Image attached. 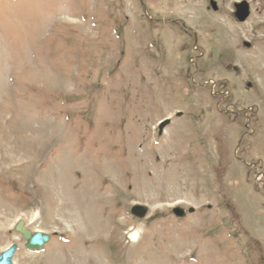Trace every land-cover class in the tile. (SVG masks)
Masks as SVG:
<instances>
[{
    "label": "rangeland",
    "instance_id": "374dc122",
    "mask_svg": "<svg viewBox=\"0 0 264 264\" xmlns=\"http://www.w3.org/2000/svg\"><path fill=\"white\" fill-rule=\"evenodd\" d=\"M207 1L0 0L13 264H264V0L244 23ZM20 221L50 241L24 249Z\"/></svg>",
    "mask_w": 264,
    "mask_h": 264
},
{
    "label": "water",
    "instance_id": "95a60500",
    "mask_svg": "<svg viewBox=\"0 0 264 264\" xmlns=\"http://www.w3.org/2000/svg\"><path fill=\"white\" fill-rule=\"evenodd\" d=\"M211 9L213 11L217 10V7L214 3L209 2ZM250 10L249 5L246 1L235 2L233 4V13L232 17L236 22L243 23L249 16ZM179 115V114H178ZM168 123L165 121L160 124L159 132L163 127ZM193 209L190 208L188 213H192ZM147 213V208L140 205H135L131 208V214L137 218H143ZM172 213L178 217L183 218L186 214V211L182 208L176 207L172 209ZM14 230L21 235V238L24 243V248L26 250H40L46 243L49 241V236L41 231L30 232L29 230L23 228V222L20 221L14 227ZM18 249L17 245L12 244L7 249L0 253V264H12V257L15 251Z\"/></svg>",
    "mask_w": 264,
    "mask_h": 264
},
{
    "label": "flooded vegetation",
    "instance_id": "af4514ba",
    "mask_svg": "<svg viewBox=\"0 0 264 264\" xmlns=\"http://www.w3.org/2000/svg\"><path fill=\"white\" fill-rule=\"evenodd\" d=\"M154 2H153V5L154 6H156V5H158V6H163V5H165L167 2H168V0H153ZM147 2H148V0H147ZM138 5H139V7H140V9L141 10H143V12L145 13L146 11H147V7H146V2H145V0H138ZM157 6V7H158ZM164 7V6H163ZM162 7V8H163ZM153 13H154V15L156 16V19H154V21H156V22H159V21H161V14H163L164 12H162V11H160V10H158V8H154L153 9ZM165 21H167L168 23H170V24H173V25H178V24H183V21L182 20H180V18H176V19H172L171 17H167V18H165ZM235 70V69H234ZM248 112V111H247ZM234 117H236L237 116V114L235 113H231ZM230 114V115H231ZM244 114V113H243ZM226 115H228V113H226Z\"/></svg>",
    "mask_w": 264,
    "mask_h": 264
},
{
    "label": "bare ground",
    "instance_id": "6f19581e",
    "mask_svg": "<svg viewBox=\"0 0 264 264\" xmlns=\"http://www.w3.org/2000/svg\"><path fill=\"white\" fill-rule=\"evenodd\" d=\"M131 238H132V240H136L137 235L133 234V235L131 236Z\"/></svg>",
    "mask_w": 264,
    "mask_h": 264
}]
</instances>
